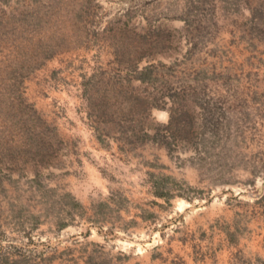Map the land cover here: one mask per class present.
<instances>
[{"label": "rangeland", "instance_id": "1", "mask_svg": "<svg viewBox=\"0 0 264 264\" xmlns=\"http://www.w3.org/2000/svg\"><path fill=\"white\" fill-rule=\"evenodd\" d=\"M219 263L264 264V0H0V264Z\"/></svg>", "mask_w": 264, "mask_h": 264}, {"label": "crops", "instance_id": "2", "mask_svg": "<svg viewBox=\"0 0 264 264\" xmlns=\"http://www.w3.org/2000/svg\"><path fill=\"white\" fill-rule=\"evenodd\" d=\"M220 263H222V262H220ZM220 263H219V264H220Z\"/></svg>", "mask_w": 264, "mask_h": 264}]
</instances>
